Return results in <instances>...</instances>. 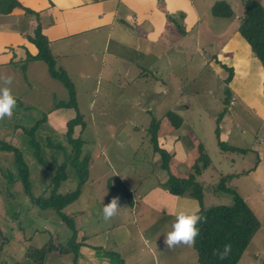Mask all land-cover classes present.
I'll use <instances>...</instances> for the list:
<instances>
[{
	"label": "rangeland",
	"instance_id": "obj_1",
	"mask_svg": "<svg viewBox=\"0 0 264 264\" xmlns=\"http://www.w3.org/2000/svg\"><path fill=\"white\" fill-rule=\"evenodd\" d=\"M172 1L177 3L179 10L173 15L169 14L171 20L166 19L159 32L153 26V43L149 45L153 47V54L145 53L144 47L148 41L140 30L129 31V35L134 32L137 34L140 48L138 44L135 46L127 42L122 50L109 41L103 49L105 55L120 49L123 58H133L139 67L137 73L142 71V79L137 78L127 85L126 93H114L111 90V99L103 92L95 94L91 110L85 109V99L78 102L77 113L85 115H82L84 123L86 120L90 123L88 130L79 136L85 141L81 145V153L92 155L98 151L100 156H91L87 168L88 181L80 187L77 198L65 205L61 212L70 216L76 227H84L87 237L99 236L111 227L115 229L117 242L100 253L102 256L105 254L110 264H198L192 247L180 245L168 248L164 243L177 213L195 212L199 205L195 199L187 196L173 195L166 189L164 192L159 190L163 187L157 185L156 178L162 171L147 133L152 118L158 119L171 112L173 117L180 120L179 127L175 129H178L177 136L186 151H190L192 143L195 145L194 154H197L198 143L205 150L209 164L196 177L204 186L202 207L231 202L229 194L214 191L212 187L220 176L250 166L253 161L241 162L240 157L247 152L244 155L246 160L250 152L245 148L254 147L255 141L264 139V63L258 61L247 42L236 31L242 13L241 0H224L232 10V15L227 18L211 15L210 6L216 0ZM257 1L264 8V0ZM156 8L160 10L157 3ZM175 16L176 19L173 18ZM186 25L190 29L184 32L181 29ZM173 30L179 36L176 37ZM165 42L169 46H164ZM132 48L137 51L134 52ZM229 72L231 78L227 80L225 78ZM150 82L153 85L155 83L158 92L154 90L150 98H145L136 89L141 86L148 88ZM101 90L102 87L99 88ZM105 96L108 100H105ZM153 98L155 100L151 101ZM224 99L227 100L226 104ZM174 105H183L188 109L172 111ZM221 111L224 113L217 121ZM17 119L31 121L20 115ZM32 119L29 126L38 116ZM16 120L13 118L12 121ZM162 122L160 129L162 125L168 127L165 125L169 123L167 119ZM7 123L5 126L9 125ZM216 126L221 129L227 126V137L215 136ZM167 135L171 137L172 134ZM216 137L227 145L243 147L245 151H223L217 145ZM50 138L60 144L66 141L63 134H52ZM39 139L36 140L42 158L50 161L55 154L61 156L64 151L62 145V149L51 150L44 146V139ZM12 141L14 145H11L18 149L28 167L30 193L42 195L49 189L50 171L36 163L28 144L27 132L19 134ZM194 156L192 154V159ZM188 157L179 163V175H185L183 169L186 172L189 170L194 159L189 161ZM65 172L67 178L60 182L56 192H69L76 186L71 168L67 167ZM117 175L127 178L120 182L133 194L131 205L118 193L108 190L107 180L117 178L111 180L112 183L117 182L120 177ZM225 185L244 199L259 223L237 264H264V191L257 189L256 182L244 175L230 178ZM117 196L123 209L109 222H105L103 206ZM52 235L58 237L60 246L65 237L70 235L69 228L52 208H38L30 203L16 174L12 152L0 150V240L3 239L0 264H26L22 250L28 247L41 248ZM29 239V242H25ZM145 240L149 243L146 244ZM64 254L58 259L47 255L43 264H71V255ZM30 263L34 264L32 261L27 264Z\"/></svg>",
	"mask_w": 264,
	"mask_h": 264
},
{
	"label": "crops",
	"instance_id": "obj_2",
	"mask_svg": "<svg viewBox=\"0 0 264 264\" xmlns=\"http://www.w3.org/2000/svg\"><path fill=\"white\" fill-rule=\"evenodd\" d=\"M17 1L21 6L38 12L41 32L48 41V48L54 57L55 64L66 72L73 85L76 109L79 100L85 99L87 101L85 109L91 110L97 93L103 92L106 96H109V99L113 96L111 90H113L114 93H126L127 85L132 84L134 80L142 76V71L137 73L139 68L138 65H136L137 62L135 63L133 58H123L119 51L120 49L124 50L123 45L127 42L134 45L138 44L140 48L138 42L140 40L137 38V34H134V32L132 35H129V31H142L145 40L148 41L147 43L145 42L147 44V46L144 47L145 53L153 54V47L149 46L153 43V26L155 29L157 28V32H159L160 29L164 27L165 20L167 19L163 11L156 8V0ZM163 3L164 11L168 14L173 15L175 11L179 10L177 3L172 0H163ZM173 18L176 19V16ZM34 22L35 18L23 14L20 8H13L8 14H0V88L5 87L3 78L12 76L13 82L9 87L11 88L12 95L17 101V107L13 110L12 117H6L4 119L5 122H0V140L11 144L14 138H17L19 134H25V131L39 119L40 122L33 131L34 138L36 136L35 140L37 139L40 141L39 138L41 137L44 139V146L53 150V148L49 146L54 143H60L51 139L50 136H52V134L64 135L65 123L68 119L73 117L74 109L71 107H55V102L67 101V90L58 80L49 76L43 61L24 60L26 54L34 55L36 52L35 46L22 34L23 32L28 33L33 27ZM167 26L168 25H166V27ZM171 26H173V24ZM188 29H190V26L186 25L181 30L187 32ZM170 30L172 31V29ZM126 33H128V35ZM172 33H174L176 37L179 36L175 30H173ZM128 38L131 40L127 41ZM109 41H113L120 49L114 51V53L105 55L103 54V49ZM164 46L167 47L169 44L165 42ZM132 50H134V52L137 51L133 48ZM132 56L133 55H131V57ZM157 57H159V54ZM21 64H23V69H21ZM130 65L131 67H129ZM151 67L153 68V65ZM130 68H132V71H129ZM116 72H118V74ZM150 72L153 73L152 70ZM151 77H153V75ZM144 80L145 79H143V81ZM100 87H102L101 92L99 91ZM136 90L142 93L145 98H150L154 90L156 93L158 92V87H155V83L153 85V83L150 82V87L146 88L141 86ZM106 96L105 100H108ZM150 100L153 101L155 99L153 98ZM255 105L258 107L257 103H255ZM62 109H67L68 112ZM172 109V111H181L183 109H188V107H184L183 105L177 107L174 105ZM19 115L31 121L33 120L32 118H36V116H38V119L29 126L31 121H20L17 119ZM163 115L159 116V118H162ZM13 118L17 120L13 122ZM163 120H165V118L160 120L156 131L157 137L159 136L157 138L158 144L170 154L168 162L169 170L173 174H177V176H184L179 175L180 171L177 170L180 168L179 163L185 161L187 156H189V161L196 158L197 154H194L193 149L195 145L192 143L190 145V151H186L180 143L179 136H177L176 131L179 132L178 129H170V123H165L168 127L162 125L163 128L160 129ZM5 123L9 125L5 126ZM89 124L86 120L83 126H75L72 135L74 137L80 136L84 130H88ZM27 126L28 129L26 128ZM219 129L218 135L227 137L229 132L228 127L224 126L223 129ZM169 133L172 134L170 135L171 137L167 135ZM57 138H59V136ZM82 140L84 141V138ZM261 143H263V145H260ZM60 145H62L64 153L61 152V156L54 155V159L57 163L62 162L64 156L70 153V145L66 141L65 143L62 142ZM238 148L243 147L239 146ZM245 149L250 153L247 155L246 160L244 159V155L247 154V152L244 153L243 157H240L239 160L241 162L249 160L253 161V163L250 166L229 174H234L233 177L244 175L248 180L256 182L257 189L264 191V159H261V156H264V139H258L254 142V147ZM192 154L195 155L193 159ZM87 155L89 156L88 168L90 165L89 162L92 160L91 156L98 158L100 153L96 151L92 155ZM161 171V175L156 178V183L159 186H161L166 179V173L162 169ZM183 173H186L184 169ZM87 177L84 181L85 183L88 181ZM117 177H119V183H122L120 182L121 180L127 179L121 175H117ZM112 179L115 180L117 178L108 179L107 184L109 182V184L113 186L116 181L112 183ZM155 190L156 189H153V191ZM159 190L164 192V188ZM131 196L133 198L132 193ZM132 201H134V199H132ZM74 228V242L79 243L75 256L76 264H110L105 254L102 256L100 253L102 249H106L112 244L115 245L117 242L115 229L111 227L106 231L104 230L99 236L87 237L88 235L84 233V227H76L74 225ZM68 237L66 236L63 244L59 246V241H57L58 237L54 235L49 236L51 244L56 247L58 246L59 249L57 248L46 253L43 259L47 257V255L53 257V259H58L62 255H65L64 253H67L71 255V264H74L72 252L69 251L66 246ZM29 241L30 239L25 242ZM95 246H101V248L98 249ZM29 249H31V247L22 250L23 259L27 261L26 264L30 261L36 264L33 258H31V255H29ZM43 259L41 264H43ZM11 264L21 263L12 262Z\"/></svg>",
	"mask_w": 264,
	"mask_h": 264
},
{
	"label": "trees",
	"instance_id": "obj_3",
	"mask_svg": "<svg viewBox=\"0 0 264 264\" xmlns=\"http://www.w3.org/2000/svg\"><path fill=\"white\" fill-rule=\"evenodd\" d=\"M156 0L157 6L164 12L167 20H171L170 15L164 11L162 7L163 2ZM159 3V5H158ZM242 13L239 16L236 31L243 37L249 45L251 51L254 53L259 62L264 63V8L257 0H241ZM13 8H20L23 14L30 15L35 18V22L31 30L23 32L24 37L30 41L36 48L34 55L26 54L25 61L27 60H41L45 63L47 72L51 78L58 80L63 87L67 90V101H59L55 107H71L74 109L75 114L68 119L65 123V140L70 145V153L64 156L62 162L57 163L54 157L50 161L43 159L40 156V147L35 140L33 131L40 120L36 121L28 130V144L32 149V155L36 163L51 172L49 189L45 190L42 195L33 196L30 193V186L28 181V167L23 161L20 152L16 147L8 142L0 140V150L10 151L13 154V165L22 184L24 193L29 197L31 204L38 208H52L60 220L65 223L69 228L70 235L66 246L72 252L73 263L76 264L75 256L79 243L74 242L75 228L73 219L61 212V209L75 200L80 192V187L87 177V165L89 156L81 153V145L84 141L79 136H73V128L75 126H83L84 120L80 113H77L75 92L73 85L64 72L55 64L53 55L48 48V41L44 34L41 32V23L39 20L38 12H34L26 7L21 6L17 0H0V14H8ZM210 13L216 17H230L232 10L227 2L224 0H216L210 6ZM23 69V64H21ZM231 78L230 72L226 78ZM224 103L227 100L224 99ZM218 116L217 121L220 120L224 111ZM167 119L172 128H176L180 120L173 117L171 112H167L162 118H152L148 129V139L152 147V151L159 158V167L166 173V179L161 186L169 193L177 196H187L195 199L199 205L197 208L198 214L206 217V222L197 225L200 229V235L196 238V242L192 249L195 253V259L198 264H237V261L245 249L248 239L255 229L258 228L259 223L255 215L245 203L244 199L238 195L231 187L225 185L234 174L222 175L218 178L217 183L212 187L214 191H222L231 196V202L228 204L212 205L209 207H202L201 198L203 184L196 180L200 172L209 164V158L200 143L197 144V156L189 167V170L184 176H176L168 168L170 154L158 144L156 131L158 123L161 119ZM218 135V126L215 127V136ZM218 137V136H217ZM216 137V138H217ZM217 145L223 151L230 152H243L245 149L235 146L227 145L217 138ZM51 144V143H50ZM49 146V145H48ZM52 148L62 149L60 144H51ZM64 153V151H62ZM66 154V153H65ZM64 154V155H65ZM70 167L76 178V186L69 192H56V188L61 181L67 178L65 169ZM108 190L118 193L124 201L132 204L131 191L122 183L118 181L111 186L108 182ZM196 210V211H197ZM195 211V212H196ZM84 240V238H83ZM3 239L0 240V245ZM231 244L232 251L230 255L223 261L219 260L213 255L214 250L222 249L223 245ZM101 248V246H95ZM59 249L49 242L41 248H31L29 255L33 258L36 264H41L44 255L51 250Z\"/></svg>",
	"mask_w": 264,
	"mask_h": 264
},
{
	"label": "clouds",
	"instance_id": "obj_4",
	"mask_svg": "<svg viewBox=\"0 0 264 264\" xmlns=\"http://www.w3.org/2000/svg\"><path fill=\"white\" fill-rule=\"evenodd\" d=\"M13 82L12 76L3 78L5 87L0 88V120L6 117L11 118L13 110L17 107L16 98L12 95L11 88L9 87ZM123 209L120 198L113 197L106 205L103 206V219L109 222L114 218L119 211ZM206 222V217L198 214V210L192 213H185L183 211L177 213L175 222L172 223V230L168 232L164 243L168 248L185 245L188 247L194 246L196 238L200 235L198 224ZM145 243H149L145 240ZM232 251L231 244L223 245L222 249L214 250L215 255L219 260H225Z\"/></svg>",
	"mask_w": 264,
	"mask_h": 264
}]
</instances>
